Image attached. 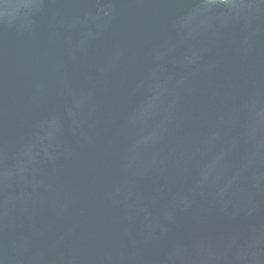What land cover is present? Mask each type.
<instances>
[{"label":"water","instance_id":"95a60500","mask_svg":"<svg viewBox=\"0 0 264 264\" xmlns=\"http://www.w3.org/2000/svg\"><path fill=\"white\" fill-rule=\"evenodd\" d=\"M0 264H264V0H0Z\"/></svg>","mask_w":264,"mask_h":264}]
</instances>
